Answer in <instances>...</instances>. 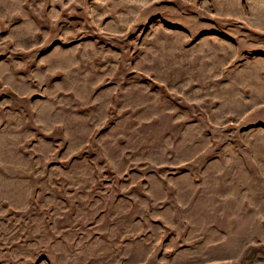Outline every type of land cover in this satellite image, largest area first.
<instances>
[{"label":"rangeland","instance_id":"374dc122","mask_svg":"<svg viewBox=\"0 0 264 264\" xmlns=\"http://www.w3.org/2000/svg\"><path fill=\"white\" fill-rule=\"evenodd\" d=\"M0 264H264V0H0Z\"/></svg>","mask_w":264,"mask_h":264}]
</instances>
